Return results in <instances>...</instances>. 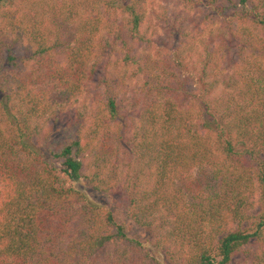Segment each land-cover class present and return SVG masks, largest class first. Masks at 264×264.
<instances>
[{
	"label": "trees",
	"instance_id": "1",
	"mask_svg": "<svg viewBox=\"0 0 264 264\" xmlns=\"http://www.w3.org/2000/svg\"><path fill=\"white\" fill-rule=\"evenodd\" d=\"M235 261L264 264V0H0V264Z\"/></svg>",
	"mask_w": 264,
	"mask_h": 264
},
{
	"label": "rangeland",
	"instance_id": "2",
	"mask_svg": "<svg viewBox=\"0 0 264 264\" xmlns=\"http://www.w3.org/2000/svg\"><path fill=\"white\" fill-rule=\"evenodd\" d=\"M157 31L159 32V30ZM72 133H73V129H63V128H59L57 130L55 129V131L52 133L50 138L45 142V146L40 149L47 162L55 166L59 165V159L52 156V151L54 152L57 151V149L61 146V144H63L68 137L72 136ZM75 186L79 191L84 193L85 197L90 201H94L104 207L113 208L115 217L122 224L123 231L126 235L138 237L141 238L142 240L145 239L146 234L144 233L142 228L135 225L127 218L123 217L120 211V207L117 206L118 203L117 195L108 194V193L99 194L91 190L84 180L76 181ZM158 256L159 258H162L161 255ZM232 264H236V261Z\"/></svg>",
	"mask_w": 264,
	"mask_h": 264
}]
</instances>
